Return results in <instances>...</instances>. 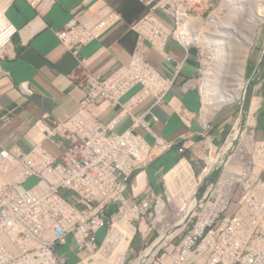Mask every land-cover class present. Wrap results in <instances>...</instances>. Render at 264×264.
Returning <instances> with one entry per match:
<instances>
[{"label":"built area","instance_id":"2783aa9c","mask_svg":"<svg viewBox=\"0 0 264 264\" xmlns=\"http://www.w3.org/2000/svg\"><path fill=\"white\" fill-rule=\"evenodd\" d=\"M140 1L147 12L134 26L137 43L129 62L102 75L86 70L80 59L72 73L82 92L77 106L59 118H38L32 129L40 137L28 151L0 148V264H264V138L258 134L264 110L259 68L264 30L254 44L260 57L248 80L250 104L243 106L223 141L217 142L210 120L193 132L196 115L185 107L176 112L187 130L165 137L134 111L148 99L151 106L169 104L167 94L185 60L165 50L168 42L187 54L196 51L200 81L204 58L220 56L211 40L220 33L217 27L239 22L233 12L245 7L239 5L242 0ZM12 2L0 0V76L2 60L15 54L18 29L7 15ZM248 17L247 25L252 23ZM122 22V14L107 0H95L78 10L59 36L79 56L83 44ZM152 49L174 64L172 76L150 62ZM193 79L184 80L183 87H190ZM198 90L202 117L200 82ZM103 103L119 106L108 121L99 116ZM125 116L132 125L118 131ZM140 125L150 130L152 142L136 131ZM170 151L178 158L160 185L144 181L141 186L140 173ZM30 177L37 182L28 188L24 183ZM103 227L100 241L97 234ZM137 235L141 242L134 248ZM61 246H66L64 253Z\"/></svg>","mask_w":264,"mask_h":264},{"label":"crops","instance_id":"0c3cea01","mask_svg":"<svg viewBox=\"0 0 264 264\" xmlns=\"http://www.w3.org/2000/svg\"><path fill=\"white\" fill-rule=\"evenodd\" d=\"M95 0H13L7 15L17 27L14 36L12 57L2 60L4 68L0 76V148L19 146L28 151L39 134L32 129L34 122L45 115L59 118L73 110L82 96L72 73L83 59L86 70L102 75L109 74L121 64L129 62L137 43L135 24L147 12L140 0H107L123 16V22L100 39L83 44L79 56L60 38L63 30L81 8L90 6ZM165 50L177 60H185L182 73L167 94L169 104L152 105L148 99L135 108L137 116H143L144 124L152 131L165 137H174L186 131L182 118L176 112L185 107L195 113L192 131L202 129L204 120L199 116L202 96L198 90L201 62L194 49L187 54L174 41L168 42ZM150 62L164 75L174 74V64L156 51H149ZM264 74V63L259 65ZM194 78L191 86L184 88L183 82ZM22 84H25L23 86ZM129 90L121 98L124 102L136 91ZM261 93V90L258 91ZM151 106V107H150ZM119 106L112 108L103 103L99 107L102 120H110ZM150 111H148V109ZM260 117V116H259ZM260 120V119H259ZM132 118L125 116L117 126L123 131L132 125ZM258 125V134L264 138V124ZM217 142H222L226 128L217 118L212 122ZM136 131L152 142L150 130L140 125ZM191 134V133H190ZM178 158L176 151H170L154 160L140 173L146 182L158 187L162 175ZM165 159V160H164ZM175 170V168H174ZM154 176V183L151 174ZM139 177V176H138ZM139 179V178H138ZM129 195L133 194L130 188Z\"/></svg>","mask_w":264,"mask_h":264},{"label":"rangeland","instance_id":"374dc122","mask_svg":"<svg viewBox=\"0 0 264 264\" xmlns=\"http://www.w3.org/2000/svg\"><path fill=\"white\" fill-rule=\"evenodd\" d=\"M243 1V2H242ZM240 2L239 5H242L243 3L246 4V8H245V11L242 10L240 12H233L235 16H233V18L237 19L240 23H243L241 24L243 28H251L254 30V34L252 35V45L250 46V48L248 49V51L246 52V57L243 58L242 60L244 61V71H243V76L241 77L242 80L239 82L238 80H235V79H231V78H228V77H224L225 75H223L224 71H220V75L217 77V80H216V86L214 85V87H211L213 86V83H212V79L213 77V74L215 70V67H217L218 65V61L217 59H221L220 57H217V58H207L205 57L204 61L205 62L206 60V63L207 65L209 64L210 66H207L206 63L203 64V74L201 76V80L199 81L200 84L202 85V92H203V110H202V118L203 120H210L211 122H213L214 120H216L217 118H220L221 119V122H222V126L224 128H226L227 132L230 131L233 123L235 122V120L242 115V110H243V106H246L248 104H250V101H251V97L249 98V82L248 80L251 78V73L254 69V67L256 66L258 60H259V57H260V54L259 52L257 51V47L255 46L258 41H259V35H260V32H262L264 30V22L261 23V22H256L254 28L252 26L250 27H247V24H246V18L248 17V15H252L250 16L251 18H249V20H254V18H259L260 21L263 19L262 17H264V0H254V1H251V0H242ZM258 5H260V11L256 10V8L258 7ZM245 7V6H244ZM253 12H252V11ZM256 10V11H255ZM247 11H249L247 14ZM251 11V12H250ZM233 13H230L231 15H233ZM251 13V14H250ZM254 13L255 14V17H254ZM238 14V15H237ZM247 14V15H245ZM245 15V16H244ZM9 17H10V14H9ZM242 19V20H240ZM252 20V22H253ZM239 22H234L235 24H239ZM249 22V21H248ZM228 26V25H231V24H228L226 25L225 23H223L222 25L218 26L217 27V33L220 32L219 30L222 29L221 26ZM246 25V26H245ZM256 28V29H255ZM255 44V45H254ZM236 50L233 51V53H235V51H237V48H235ZM248 54V56H247ZM232 63L234 62V60L232 59L231 60ZM241 61V59L239 60V62ZM217 63V65H216ZM210 70V71H209ZM239 71V69H238ZM208 72V74H207ZM212 75H211V74ZM262 74V72H261ZM210 77H209V76ZM208 77V78H207ZM210 82L212 83L210 85V83H208L209 85H207V82ZM251 83L253 84V81H251ZM239 84V86H238ZM207 85V86H206ZM249 85V86H248ZM205 86L209 89H205ZM237 86V87H236ZM216 87V88H215ZM211 88V89H210ZM233 89L236 91L239 90V94L236 96V97H233L227 101H222L219 97H218V94H222L224 96H228V93L232 94L233 93ZM210 91L208 92L210 96V98H208V102H210L208 104L211 105L209 106V108H206L207 105L205 104V98H204V91L207 92V91ZM252 91H253V88H252ZM219 92V93H218ZM216 93V94H215ZM218 93V94H217ZM227 94V95H226ZM252 94V92H251ZM208 95V97H209ZM217 103V104H216ZM245 108V107H244ZM245 111V109L243 110ZM244 115V113H243ZM259 121L260 123H263L264 124V110L261 112L260 114V117H259ZM154 176H153V173L151 174V180L152 182L154 183ZM37 182V178L36 177H30L29 179H27L24 183L25 187H32L33 185H35V183ZM106 233V227H103L99 230L97 236H98V240H102L104 235ZM141 242V236L140 235H137L136 238L133 240V243H132V246L134 248H137L139 246ZM66 251V246H61L59 248V252L60 253H64ZM75 259L72 258L70 261L73 262Z\"/></svg>","mask_w":264,"mask_h":264},{"label":"bare ground","instance_id":"6f19581e","mask_svg":"<svg viewBox=\"0 0 264 264\" xmlns=\"http://www.w3.org/2000/svg\"><path fill=\"white\" fill-rule=\"evenodd\" d=\"M236 2L239 3L240 1L237 0ZM242 5L245 6V8H246L245 3H243ZM238 8H240V7H238ZM248 12L249 11H247V14H249ZM247 14H245V15H247ZM252 14H254V13H252ZM250 16H252V15H249V18H251ZM254 17H255V14H254ZM262 18L264 19V17H262ZM240 20H242V19H240ZM252 20L248 19L249 22H252ZM257 21H260V19L257 17L254 18L253 22H257ZM253 22L251 24L247 25V27L252 26L254 28L255 25ZM225 24L228 25L229 23H225ZM230 24H233V23H230ZM243 27L241 24L240 25L239 24H233V25L223 26L222 30L221 29L219 30L220 33L216 34L211 39L213 42H215L216 48L219 50L220 56H218V57L221 58V59H217V60H219L218 65L216 63L217 67H215V69H213L215 71H214V73H212L213 76H211V77H213V79L211 80L213 83V86H211V87H214V85L216 84L215 82L217 80V77L220 75L221 70L224 71V73H223V75H225L224 77L235 79V80H238L239 82L242 80L241 77L243 76V71H244V61L242 59L246 57V52L248 51V49L252 45V35L254 34L253 29L243 28ZM235 48H237V51H235V53H233V51L236 50ZM232 59L234 60L233 63L231 61ZM240 59H241V61L239 62ZM206 61L204 63H206ZM207 63H208V61H207ZM207 63H206V65H207ZM207 66H210V65L208 64ZM238 69H239V71H238ZM207 74H208V72H207ZM206 82H207V85H209L208 83H210V82H208V81H206ZM212 83H210V85ZM206 86H205V89L209 90ZM238 86H239V84H238ZM208 92H210V91H207V92L204 91V94H205L204 95V98H205L204 102L207 105L206 108H209V106H211V105L208 106V104L210 103V102H208L209 101L208 98H210V96H211V95H209ZM238 94H239V90L235 91L233 89L232 94L228 93V96H224V95L219 93L218 97L222 101H227L233 97H236ZM208 95H209V97H208ZM144 181H145L144 175L139 176V184L141 186L144 184Z\"/></svg>","mask_w":264,"mask_h":264},{"label":"trees","instance_id":"16d2710c","mask_svg":"<svg viewBox=\"0 0 264 264\" xmlns=\"http://www.w3.org/2000/svg\"><path fill=\"white\" fill-rule=\"evenodd\" d=\"M165 160V159H164Z\"/></svg>","mask_w":264,"mask_h":264}]
</instances>
